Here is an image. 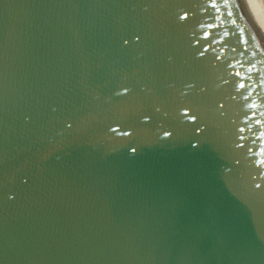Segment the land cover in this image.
<instances>
[{
	"label": "snow or ice",
	"instance_id": "6c2138e0",
	"mask_svg": "<svg viewBox=\"0 0 264 264\" xmlns=\"http://www.w3.org/2000/svg\"><path fill=\"white\" fill-rule=\"evenodd\" d=\"M113 131H116V129H113ZM122 135L127 136V135H129V133L125 132ZM165 135H168V133H165ZM257 187H259V185H257Z\"/></svg>",
	"mask_w": 264,
	"mask_h": 264
}]
</instances>
